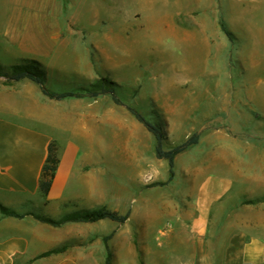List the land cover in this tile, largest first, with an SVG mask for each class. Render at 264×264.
<instances>
[{
    "label": "crops",
    "instance_id": "0c3cea01",
    "mask_svg": "<svg viewBox=\"0 0 264 264\" xmlns=\"http://www.w3.org/2000/svg\"><path fill=\"white\" fill-rule=\"evenodd\" d=\"M18 9L11 11L20 16ZM58 9L52 10L50 23L36 22V36L28 47H53ZM11 19L5 26H11ZM32 25L20 27L17 22L11 31L18 35L11 38L30 39L26 35ZM83 71L92 75L91 63ZM78 72L70 68L69 75L57 81L76 80L70 75ZM41 77L47 87L49 77ZM79 87L85 86L75 89ZM119 109L104 110L97 98L50 100L26 79L0 85L1 206L52 219L104 205L120 214L129 212L123 224L100 220L59 227L32 216H0V264H104L103 238L111 233L106 243L110 264H264V170L256 168L259 154L254 145L216 132L200 138L174 160L172 220H149L148 200L126 209L105 202L104 192L118 199L119 162L135 158L140 146L136 131L143 134L129 112L109 114ZM52 142L58 166L49 192L43 195L39 181ZM195 149L200 152H187ZM183 157L190 158L186 166L179 164ZM105 168L115 179L110 188H104ZM249 200L263 201L242 204ZM44 253L48 255L40 257Z\"/></svg>",
    "mask_w": 264,
    "mask_h": 264
},
{
    "label": "rangeland",
    "instance_id": "374dc122",
    "mask_svg": "<svg viewBox=\"0 0 264 264\" xmlns=\"http://www.w3.org/2000/svg\"><path fill=\"white\" fill-rule=\"evenodd\" d=\"M17 6L20 16L11 11ZM57 8L63 25L56 19L53 47H28L36 22L50 23ZM17 22L34 24L28 42L11 38ZM86 63L94 77L115 84L122 104L161 128L165 149L216 132L254 145L256 168L264 170V0H0V67L31 65L49 77V89L63 92L92 81ZM70 68L79 69L70 75L76 80L57 81ZM1 84L9 83L0 75ZM97 104L120 108L110 115L128 112L109 95ZM139 125L135 158L119 162L118 199L104 192L105 202L126 209L148 200L149 220H172L175 173L167 183V162L155 157L154 138ZM114 180L105 168L104 188Z\"/></svg>",
    "mask_w": 264,
    "mask_h": 264
},
{
    "label": "trees",
    "instance_id": "16d2710c",
    "mask_svg": "<svg viewBox=\"0 0 264 264\" xmlns=\"http://www.w3.org/2000/svg\"><path fill=\"white\" fill-rule=\"evenodd\" d=\"M222 30L226 32L223 25H221ZM0 75L4 77L6 83L17 82L20 80H29L35 83L43 96L50 100L60 101L66 98H81L87 97L90 99H96L102 95H109L112 102L116 106L124 107L132 117L140 123L154 138V155L159 160H165L168 165V182H171L174 176V160L182 152H184L190 146L196 145L199 141V136L197 133L192 134L187 139L179 143L178 145L165 149L163 146V133L161 128L146 119L141 113L135 110L132 107L125 106L116 97L114 94L113 82H110L105 79H96L85 87H79L75 91H66V92H53L50 91L44 84V80L41 77L39 71L31 65H19L12 66L10 68L0 67ZM58 166V157H57V147L54 142H52L48 147V155L46 161L42 168V173L39 181V190L43 195H47L50 190L56 169ZM263 200H253V201H244L242 204L253 205ZM0 216L1 217H12L16 219L24 218L25 216H32L35 220L40 223L52 226L59 227L66 223H94L100 220H110L117 224H123L129 217V213L123 215L109 210L106 206H101L94 208L92 210H83L76 211L71 213H65L57 219H52L40 215L34 214H19L13 210L7 209L0 205ZM113 233L103 238L104 245L107 250L106 258L104 264H110L111 254L107 249V241L111 238ZM48 253L42 254L40 257L47 256Z\"/></svg>",
    "mask_w": 264,
    "mask_h": 264
}]
</instances>
